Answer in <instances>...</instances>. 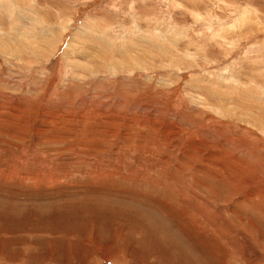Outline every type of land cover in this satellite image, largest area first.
Listing matches in <instances>:
<instances>
[{
    "label": "rangeland",
    "instance_id": "374dc122",
    "mask_svg": "<svg viewBox=\"0 0 264 264\" xmlns=\"http://www.w3.org/2000/svg\"><path fill=\"white\" fill-rule=\"evenodd\" d=\"M0 264H264V0H0Z\"/></svg>",
    "mask_w": 264,
    "mask_h": 264
}]
</instances>
